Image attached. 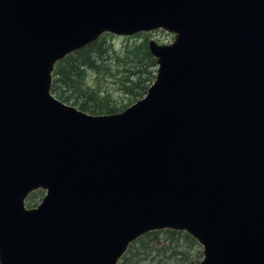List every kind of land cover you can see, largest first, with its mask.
<instances>
[{"label": "water", "instance_id": "1", "mask_svg": "<svg viewBox=\"0 0 264 264\" xmlns=\"http://www.w3.org/2000/svg\"><path fill=\"white\" fill-rule=\"evenodd\" d=\"M158 27L175 40L124 111L51 94L70 52ZM163 227L202 264H264V0H0V264H116Z\"/></svg>", "mask_w": 264, "mask_h": 264}, {"label": "rangeland", "instance_id": "2", "mask_svg": "<svg viewBox=\"0 0 264 264\" xmlns=\"http://www.w3.org/2000/svg\"><path fill=\"white\" fill-rule=\"evenodd\" d=\"M147 37L154 38L159 43L170 41L169 38H171L163 33H150ZM142 38H146V36H109L105 46L111 53L104 57L106 63L98 69L86 70L83 87L85 89L86 86L89 92H81L84 95L75 97L73 102L80 105L79 101H82L85 102L86 108L95 107L100 111H106L109 108L120 111L141 98L150 82L146 80L150 77L154 79L156 67L151 66L144 69L140 74L141 79H135L134 84H128L124 79L126 74L124 68L128 65L132 67L130 64L137 62V58L142 55L139 53L141 50L134 49L135 46L142 43ZM144 60H146L145 64L150 62L149 58ZM131 80L133 81V78ZM88 111L93 112V110ZM40 199V196H36L34 202H39ZM165 237L163 236L162 242L156 244L152 249L153 254H147V259H142L140 264L142 262L144 264H199L201 246L193 245L187 240L172 242ZM182 249L185 250V256L182 254ZM139 260L140 257L134 258L132 262L137 264Z\"/></svg>", "mask_w": 264, "mask_h": 264}, {"label": "trees", "instance_id": "3", "mask_svg": "<svg viewBox=\"0 0 264 264\" xmlns=\"http://www.w3.org/2000/svg\"><path fill=\"white\" fill-rule=\"evenodd\" d=\"M106 43L102 42H96L93 43L86 48L76 52L75 54H72L71 56L67 57L65 60L60 62L58 66V73L57 78L55 79V83L57 86H55L54 92L61 98L67 101H72L75 97L84 95L82 93L89 92L88 88L85 86V89L83 87V84L85 85V72L86 70H93L98 69L99 67H102V64L105 62V56L109 55L111 52L110 50L105 46ZM139 50H141L139 53L142 55L137 58V62L131 63L132 67L126 66L124 68V71L126 72L124 79L127 80L128 84L135 82V79H141L140 74L143 73L144 69H147L148 67L155 66V60L152 54L149 52L148 49H146L145 44L140 45ZM138 54V53H137ZM145 58H149L150 62L148 64ZM129 63V62H128ZM133 78V81L131 80ZM146 81H152V77L148 78ZM149 82V84H150ZM127 84V86H128ZM148 84V85H149ZM146 89V88H145ZM82 92V93H81ZM86 95V94H85ZM80 100V98H78ZM79 104L82 106V108L93 110L95 113H101V112H111L115 111L109 108L106 111H100L95 107H85V102L79 101ZM153 234H157V232L148 234V236H151ZM166 239L168 241H180V240H187L191 244L194 243V241L187 235L183 234H176L175 232H169V234L165 235ZM147 237L142 238L140 241L136 242V246H133L131 248L129 255L125 256L122 263L123 264H133V259L140 257V260L137 262V264H140V261L142 259H147L146 255L153 254V250L155 248V245L162 242V237L155 235L151 239H147ZM139 244V245H138ZM182 254L185 256V250L182 249ZM143 255L144 258H141ZM141 264H144L143 262Z\"/></svg>", "mask_w": 264, "mask_h": 264}]
</instances>
